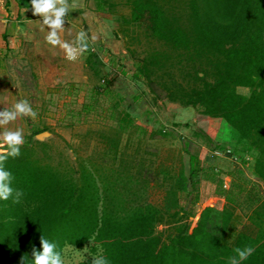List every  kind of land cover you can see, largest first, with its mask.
<instances>
[{"label":"trees","instance_id":"obj_1","mask_svg":"<svg viewBox=\"0 0 264 264\" xmlns=\"http://www.w3.org/2000/svg\"><path fill=\"white\" fill-rule=\"evenodd\" d=\"M129 9L128 22L139 25L150 44L132 78L153 95L157 88L169 103L223 121L241 149L228 150L229 156H253L252 175L264 191V0H130ZM84 53V68L97 76L101 62L91 51ZM121 114L117 129H108L114 138L102 139L111 154L119 131L132 122L128 113ZM43 144L24 143L18 157L4 162L14 177L12 187L24 195L18 204L0 200V264H19L24 255L30 264L32 248L42 250L41 235L60 252L91 242L110 264H227L235 248L249 245L256 251L242 264H264V200L247 216L254 235L240 232L227 244L222 237L230 209L203 206L191 216L192 207L184 209L183 198L171 189L162 191L157 205L139 201L143 181L136 175L97 169L88 160L51 164L36 157V147ZM214 150L227 149L217 145ZM181 152L187 156L184 180L191 189L200 167L196 157L184 148ZM159 173L166 175L164 169ZM180 192L184 199L189 194ZM192 198L191 204L197 200L195 189ZM161 226L171 234L158 231Z\"/></svg>","mask_w":264,"mask_h":264},{"label":"rangeland","instance_id":"obj_2","mask_svg":"<svg viewBox=\"0 0 264 264\" xmlns=\"http://www.w3.org/2000/svg\"><path fill=\"white\" fill-rule=\"evenodd\" d=\"M129 1L69 0L73 6L59 35L64 41L74 42L80 31L87 34V51L97 55L102 64L97 76L84 68L86 53L69 61L61 48L48 44V28L42 25L41 17L32 16V24L40 29L43 26L45 32L36 34L32 28V37L19 35L15 49L0 61V111L27 99L37 116H21L7 128L22 129L26 144L36 141L34 133L45 132L47 135L37 140L44 147H36L35 154L47 157L51 164L65 161L74 165L77 159L88 160L97 169L115 168L136 175L143 181L139 201L157 205L162 191L169 189L177 190V196L184 199L180 190L185 189L189 194L180 201L184 209L192 207L191 216L205 205L220 211L226 202L232 217L223 241L230 244L240 232L254 235L245 217L264 198L255 182L245 178L244 185L232 178L224 192L216 185L217 174L212 171L211 187L198 183L202 173L197 175L195 187L190 189L185 182L187 156L181 152L183 148L196 157L199 167L214 164L232 174L233 164L226 168L220 161L223 158L208 159L206 153L221 157L213 151L217 145L224 149L228 145L227 150L236 152L241 149L223 121L200 117L196 109L169 103L157 88L153 95L143 82L132 78L136 62L144 57L150 44L141 27L128 22ZM236 92L248 94L244 88H236ZM121 113H128L132 122L129 128L119 131L117 151L111 154L104 149L102 139L114 138L108 129H117ZM161 169L165 176L159 173ZM193 188L197 200L191 204ZM193 221L191 218L187 222L188 228ZM157 230L171 234L163 226ZM99 253L91 242L80 249L65 246L61 250L65 264L91 260Z\"/></svg>","mask_w":264,"mask_h":264},{"label":"clouds","instance_id":"obj_3","mask_svg":"<svg viewBox=\"0 0 264 264\" xmlns=\"http://www.w3.org/2000/svg\"><path fill=\"white\" fill-rule=\"evenodd\" d=\"M73 5L69 0H31V9L34 16L42 18V25L48 28L45 37L48 44L53 47L61 48L69 61H75L82 53L87 51V34L84 31L77 33L74 42L61 39L59 33L65 25V17ZM43 30V28H42ZM36 118L37 112L34 111L27 99L17 101L12 108H4L0 111V200L7 201L10 198L14 204L21 201L24 193L22 190L12 187L13 175L4 167V162L8 157H18L20 148L24 144V134L22 129H9L7 125L16 121L19 117ZM42 250L32 248L30 264H65L61 252L57 251V244L49 241L43 235L40 237ZM87 250V247L84 251ZM255 247L249 245L244 248L234 249L235 255L228 258L227 264H242L255 253ZM19 264H29V258L24 255L20 258ZM91 264H110L107 257L97 254L92 257Z\"/></svg>","mask_w":264,"mask_h":264},{"label":"crops","instance_id":"obj_4","mask_svg":"<svg viewBox=\"0 0 264 264\" xmlns=\"http://www.w3.org/2000/svg\"><path fill=\"white\" fill-rule=\"evenodd\" d=\"M27 16H31V17L34 16L31 9V0H0V61L4 59L6 53H9L15 49L14 47L17 41L19 40V35H23V36L25 35L30 38L33 36L31 34L33 30L35 31L36 34L38 33V31L41 32V34L45 32L43 26H41L40 29V27L35 26V24L34 25L32 24V21L34 20L33 17L31 20H25ZM32 28L34 29L32 30ZM225 148L228 149L229 148L228 145L225 146ZM213 151H217V150H213ZM218 152L221 153V157H215L217 154H213V153H211L210 155L206 153V156L208 159L223 158L220 161H223V163L226 164V168L231 164H233L234 166L233 168L235 170L234 173L232 174L229 173L228 171H224L222 167L216 168L215 167L216 165L214 164L205 165L204 168L200 167L199 173H202V176L200 177L198 183H201L202 186L211 187V181H212L211 171H212L215 174H217L215 176L217 177L218 180L216 181V185L219 188H221L222 191L224 190V192L227 191V189L229 188V182L230 180H232V178L233 180L238 179V182L244 185L247 184V182H245V178H248L249 180H251V182H255L257 186L262 188L261 182L252 175L253 156L251 155L247 156L245 154H241L238 155L237 157L234 156V160H232L231 159V157L233 158L232 155L229 156L227 154H224L222 151H218ZM238 188L244 189V187L243 188L238 187ZM247 191L249 190L247 189ZM225 204L226 202H224L220 208L225 207ZM208 207L212 208V206L210 205ZM253 208H251L250 211ZM247 216L248 214L245 217L246 221H247ZM193 219L195 221V217Z\"/></svg>","mask_w":264,"mask_h":264},{"label":"water","instance_id":"obj_5","mask_svg":"<svg viewBox=\"0 0 264 264\" xmlns=\"http://www.w3.org/2000/svg\"><path fill=\"white\" fill-rule=\"evenodd\" d=\"M47 134L45 132L39 133L35 135L36 140L42 139V137H45Z\"/></svg>","mask_w":264,"mask_h":264},{"label":"built area","instance_id":"obj_6","mask_svg":"<svg viewBox=\"0 0 264 264\" xmlns=\"http://www.w3.org/2000/svg\"><path fill=\"white\" fill-rule=\"evenodd\" d=\"M224 154H227V155H229V151H228V150H226V151L224 152ZM231 159H232V160H234V156H233V158L231 157Z\"/></svg>","mask_w":264,"mask_h":264}]
</instances>
